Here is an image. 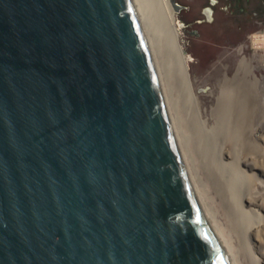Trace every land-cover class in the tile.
Segmentation results:
<instances>
[{"label":"water","instance_id":"obj_1","mask_svg":"<svg viewBox=\"0 0 264 264\" xmlns=\"http://www.w3.org/2000/svg\"><path fill=\"white\" fill-rule=\"evenodd\" d=\"M0 264H243L142 0H0Z\"/></svg>","mask_w":264,"mask_h":264},{"label":"bare ground","instance_id":"obj_2","mask_svg":"<svg viewBox=\"0 0 264 264\" xmlns=\"http://www.w3.org/2000/svg\"><path fill=\"white\" fill-rule=\"evenodd\" d=\"M142 1L157 44L171 105L173 101L176 102L174 90L184 96L186 102L187 109L184 112L189 116L188 122L175 113L174 107L178 105L172 109L195 173L217 213L226 223L242 263L259 264L252 245L246 241L252 218L258 214L251 209L245 211L242 206L243 202L249 207L256 205L255 199L250 194L253 184L251 183L249 188L242 184V180L236 177L239 171L235 165L237 162L242 163V132H245L244 125L248 123L246 116H242V108L247 109L246 112L251 116V120L260 121L257 119L262 107L260 101L258 104L256 102L264 93L262 53L255 54V50L251 53V58L241 57L236 62L230 77L226 75L227 67L223 65L224 73L217 82L230 85L233 88L230 91H220L219 85H216L215 91L199 95L197 89L200 82L192 77L188 70V59L180 44L178 32L180 25L176 23L175 13L169 0ZM254 46H257V43ZM243 49L242 46L238 47L237 53L241 54ZM259 71H263V74H259ZM242 75L245 78L244 86L248 89L243 95ZM230 97L232 100L227 104ZM242 100L246 103L243 107ZM223 156L231 162H223Z\"/></svg>","mask_w":264,"mask_h":264},{"label":"rangeland","instance_id":"obj_3","mask_svg":"<svg viewBox=\"0 0 264 264\" xmlns=\"http://www.w3.org/2000/svg\"><path fill=\"white\" fill-rule=\"evenodd\" d=\"M174 1L178 6L181 1V6H183L181 11L176 12L175 17L176 23L180 25L178 31L180 44L184 55L188 59V70L191 76L200 82L197 94L202 95L213 92L217 89L216 85H219L220 91H230L233 89L230 85L223 82L218 84L217 80L224 73L222 67H227L228 71L226 69L225 72L230 77L234 72L236 62L241 57L251 58V53L255 50L246 47L247 37L252 32L255 33L257 30L264 29V0H242V31L238 30L241 26L240 17L231 16L230 12L233 11L228 7L226 0ZM193 15L196 18L198 17L199 21H195L193 24L188 22V24L185 23L182 26L181 20H189ZM246 29L256 30L244 34ZM240 46L244 49L241 54H238L237 49ZM262 52H264V48L262 49L259 46L255 54H261ZM258 73L263 74V71ZM258 73L256 74L259 75ZM201 79L205 82H202ZM244 79L242 75V95L248 91L244 86ZM257 89L261 90V88ZM262 94L263 96L256 102L258 104L260 101L262 107L257 119L260 121L251 120V116L246 112L247 109L243 107L246 103L242 100V116H246L248 123L244 125L245 132H242V163L237 162L235 165L239 171L236 177L242 180V184L246 185L247 188L251 186V183L253 184L250 194L255 199L256 205L249 207L243 202L242 206L243 210L248 211L251 209L258 214V216L251 217L252 221L247 232L246 241L252 245L254 256L259 264H264V93ZM174 98H176V102L173 101L172 108L178 105L175 106L178 109L174 107L175 113L188 122L189 116L185 113L187 107L184 96L182 97L180 93L174 90ZM231 100L232 97L228 99L227 104ZM223 162L228 163L231 160L223 156Z\"/></svg>","mask_w":264,"mask_h":264},{"label":"crops","instance_id":"obj_4","mask_svg":"<svg viewBox=\"0 0 264 264\" xmlns=\"http://www.w3.org/2000/svg\"><path fill=\"white\" fill-rule=\"evenodd\" d=\"M227 1V5H228V7L230 8V9H232L231 11H233V12H230V14H231V16H239L240 17V19H241V26H240V28H238V30H240V31H242V0H226ZM179 4V6H180V11L183 9V6H181V1L178 3ZM197 11H198V9H197ZM199 18L197 17H195L194 15L192 16V18H190L189 20H187V19H182L181 21V24H182V26L186 23V24H188V22H190V24H193V23H195V21H199L198 20ZM256 30V29H255ZM255 30H252V29H246L245 31H244V34H249L250 32H252V31H254L255 32ZM262 30H264V29H262ZM258 31V30H257ZM253 33V32H252ZM251 34V33H250ZM231 38V37H230ZM230 38L228 39L229 41H230ZM234 38V36L232 37V39Z\"/></svg>","mask_w":264,"mask_h":264},{"label":"built area","instance_id":"obj_5","mask_svg":"<svg viewBox=\"0 0 264 264\" xmlns=\"http://www.w3.org/2000/svg\"><path fill=\"white\" fill-rule=\"evenodd\" d=\"M247 38L248 41L246 47H249L250 49L253 48L254 50H257V48H259L258 46L264 48V30H258L255 33L250 34ZM255 43H257V46H254ZM262 56L264 59V52H262Z\"/></svg>","mask_w":264,"mask_h":264}]
</instances>
